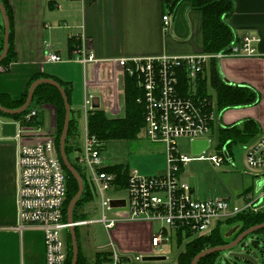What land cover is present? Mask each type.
I'll return each mask as SVG.
<instances>
[{"label": "crops", "instance_id": "0c3cea01", "mask_svg": "<svg viewBox=\"0 0 264 264\" xmlns=\"http://www.w3.org/2000/svg\"><path fill=\"white\" fill-rule=\"evenodd\" d=\"M9 2L14 16L16 59L8 66H0V93L9 94L13 99L22 96L31 78L46 74L71 86V108L75 111H82L75 108L76 93H81L83 100L87 95L99 97L100 108L107 117L120 118L125 112V76L117 60L164 54L188 56L204 52L203 14L186 0ZM232 2L234 12L227 22L237 38L245 35H257L260 38L254 43L256 54L226 56L214 62L210 60L205 66L203 76L210 78L214 69L229 84L255 89L261 97L257 105L223 110L219 123L221 127L253 119L259 124L262 135L264 0ZM165 14L171 18L168 28L163 22ZM81 44H88L94 50L97 62L84 65L73 58V49ZM50 52L60 55L63 60L48 61L47 54ZM192 90L194 92L196 86ZM36 109L42 132L48 131L49 126H55L53 105L44 104ZM48 115L50 125L46 124ZM214 126L213 122V129ZM33 139L32 136L21 134L18 119L0 114V264H46L44 232L36 227H29L23 232L16 229L17 159L21 147L34 142ZM160 147L163 156V147ZM260 172L263 173L255 175L260 179L258 188L251 191L253 194L263 190L264 170ZM98 207L97 199L87 206L90 212L88 218L98 217ZM86 226H100L105 229L100 223L79 227ZM155 230V226L149 222L137 221L120 222L111 231H106L110 235V246L119 257L132 259L134 256L137 260V257L143 258L153 249L152 235ZM68 231H63L65 238ZM79 241L80 234L78 243ZM98 248L101 250L106 247L102 245ZM86 257L94 260L95 255L89 253Z\"/></svg>", "mask_w": 264, "mask_h": 264}, {"label": "built area", "instance_id": "2783aa9c", "mask_svg": "<svg viewBox=\"0 0 264 264\" xmlns=\"http://www.w3.org/2000/svg\"><path fill=\"white\" fill-rule=\"evenodd\" d=\"M163 22L168 28L171 22L168 14L163 16ZM259 40L257 35H245L231 43L229 52H202L188 56L164 54L117 60L124 76H135L143 89L144 94L139 101L145 106V135L152 143L163 147L165 167L161 173L153 175L141 174L138 170L131 169L126 189L116 191V176L104 170L108 166L103 156L104 142L89 132L88 118L94 109L93 97L85 96L81 111L85 126L76 162L96 192L99 205L97 218L74 220L72 224L63 220L67 186L56 147L55 126L42 132L38 123L26 124L39 120L38 110L35 108L23 121H19L21 134L32 136L35 141L24 144L17 159L16 229L23 232L29 227H36L44 232L46 264L66 263L68 250L62 234L71 226L100 223L107 231H111L120 222H149L158 226L152 235V248L160 249L174 240L178 230L205 235L221 221L245 212L264 211V186L261 192L247 193L241 205H232L223 197L195 198L189 183L182 179L183 169L193 160H209L216 166H221L226 161L233 162L226 148L210 157L204 156L205 150L194 158L178 150L181 138L185 137L191 142L207 139L214 122L213 111L209 109L211 103L207 98L196 96V90L192 96L182 94L180 73L186 72L190 80L196 83L211 59L253 56L256 54L254 43ZM72 55L84 65L98 61L88 44L76 46ZM47 60L59 62L63 58L50 52ZM246 158L252 170H264V134L247 146ZM113 199H125L126 204L124 207L114 208L111 206ZM113 258L117 264L119 255L115 251ZM141 259L142 256L137 257V260Z\"/></svg>", "mask_w": 264, "mask_h": 264}, {"label": "trees", "instance_id": "16d2710c", "mask_svg": "<svg viewBox=\"0 0 264 264\" xmlns=\"http://www.w3.org/2000/svg\"><path fill=\"white\" fill-rule=\"evenodd\" d=\"M6 9L10 20V48L8 55L2 61L0 66H8L16 59L15 46H14V16L10 6L9 0H1ZM190 2L191 6L202 12L203 14V36H204V52L214 54L219 52H229L231 43L238 39L233 32L232 28L227 22V19L234 12V4L232 0H186ZM4 45V23L0 14V54ZM216 59H211L215 61ZM205 69V68H204ZM204 71L198 76L196 83H193L188 74L184 71L180 73V90L183 95L192 96V87L196 86V96L207 98L211 105L209 109L213 111V97L209 93L208 87L211 83L212 87L217 93L218 106L220 111L244 106L257 105L260 102V94L253 88L242 85H233L227 83L220 75L212 69L211 77L205 78ZM52 78L49 75H37L31 78L28 83L27 89L19 99H13L9 94L0 93V104L7 108L15 109L24 104L28 96V90L31 84L39 78ZM54 79V78H53ZM210 79V81H209ZM59 81L65 89L71 104V86L68 83ZM195 84V85H194ZM144 92L138 84V79L129 74L125 75V112L123 117L109 118L105 111L101 108L93 109L88 118L89 132L96 135L101 141L108 142L112 140L126 139L129 141L139 138L142 130H145V106L139 101ZM34 104V106H33ZM51 104L55 107V141L59 153L60 137L63 131L66 110L64 100L60 91L49 84L39 85L34 93L33 102L26 111L17 115H9L0 112L1 115L9 116L23 121L25 116L33 109L38 108L40 105ZM78 113V114H77ZM82 113L72 109L71 121L66 141V152L69 160L73 166L81 174L85 189L82 197L75 206L73 217L74 220L86 219L89 217L90 212L87 206L96 201L97 196L94 188L90 184L86 174L76 162V157L72 154L81 149V128L80 120ZM40 124L38 119L26 124ZM261 135V128L259 124L253 119H245L241 123L232 124L220 127V144L219 149L226 148L227 152L232 156L230 146L233 143L249 144L255 141ZM60 157V154H59ZM61 164L64 168L67 184V195L64 201L63 220L67 221V210L70 201L77 194L79 190L78 181L66 168L62 159ZM104 170L116 176L115 189L116 191H123L126 189L131 168L123 165L116 164L106 166ZM184 170V169H183ZM264 223V211L262 212H245L239 214L229 220L219 222L216 227L205 235H199L185 244V250L178 256L177 264H191L193 258L201 251L222 246L230 243L236 239L246 229ZM235 225L237 228L236 234L231 237L225 235V227ZM78 234V227H75ZM253 238V244L257 247L264 242V229L258 230ZM193 236L190 231L178 230L174 236L177 245H182L186 238ZM67 245V260L65 264H71L73 258L72 236L68 231L66 235ZM251 253V251H248ZM219 253L210 254L202 258L198 264H213L215 257ZM113 252H98L94 260L89 259L80 250L79 246V259L77 264H102L114 263ZM131 259L125 256L119 257L117 264H130Z\"/></svg>", "mask_w": 264, "mask_h": 264}, {"label": "rangeland", "instance_id": "374dc122", "mask_svg": "<svg viewBox=\"0 0 264 264\" xmlns=\"http://www.w3.org/2000/svg\"><path fill=\"white\" fill-rule=\"evenodd\" d=\"M210 81V79H209ZM209 93L213 97V114H214V129L213 132L207 135L210 140V146L206 149L204 156L210 157L218 154L220 144V123L221 112L218 106L217 93L209 83ZM75 108L84 107L83 95L76 93ZM34 106V104H33ZM46 124L50 125V116H46ZM81 132L83 134L84 122L81 120ZM51 126L48 127L50 130ZM56 131V129H55ZM142 130L138 139L129 141L126 139L112 140L104 143L103 156L106 159V165L113 166L116 164H123L131 169L138 170L141 174L153 175L161 172L165 167L164 153L159 144L152 143ZM260 137V136H259ZM249 144L233 143L230 146L232 153V160L226 161L221 166L214 165L209 160H193L187 164L182 172V179L191 186L194 197L197 199H205L209 196H217L227 198L232 205H241L245 199V195L252 190L258 188L260 177L255 176L260 171L252 170L250 168L247 158L246 149ZM178 150L194 158L192 152L191 141L187 138H181L178 141ZM78 152L72 154L76 157ZM67 186V184H66ZM155 229L158 226L155 225ZM80 234L79 246L83 255L87 256L89 253L96 255L98 252H113L110 235L105 229L100 226H86L78 228ZM225 235L231 237L237 232L235 225L225 227ZM209 234V233H208ZM63 235V234H62ZM199 234H193L192 237L186 238L185 242L178 246L174 239L159 248H154L149 254L164 255L167 257L163 261L144 262L143 260H136L133 256L130 264H177L178 256L185 250V244ZM254 235L247 236L242 243L232 250L220 252L213 264H252L251 262L236 257L233 254L243 252H256L258 255V264H264V242L259 247L253 244ZM106 248L99 250V246ZM108 247H107V246ZM247 245V246H246Z\"/></svg>", "mask_w": 264, "mask_h": 264}, {"label": "water", "instance_id": "95a60500", "mask_svg": "<svg viewBox=\"0 0 264 264\" xmlns=\"http://www.w3.org/2000/svg\"><path fill=\"white\" fill-rule=\"evenodd\" d=\"M0 14L2 16L3 23H4V45H3V50L0 54V64H1L2 61L8 55L9 48H10V20H9V16L7 13V9L1 0H0ZM41 84H49V85L56 87L60 91V93L63 97V100H64L66 116H65L63 131H62V134L60 137L59 154H60V158L62 159L64 165L71 172V174L76 178V180L78 181V185H79V190H78L77 194L73 197V199L70 201L69 206H68V210H67V221H68V223L72 224L74 222V217H73L74 209H75L76 204L78 203V201L80 200V198L83 195L85 185H84V180H83L81 174L73 166V164L69 160V157H68L67 152H66V141H67V135H68L70 121H71L72 108H71V104L69 101V97H68L65 89L63 88V86L61 85V83L59 81H57L53 78H45V77L39 78L31 84V86L28 90L27 99L22 106L15 108V109H11V108H7V107L3 106L2 104H0V112L5 113V114H9V115H17V114H21L24 111H26L28 108H30V106L33 102L34 93H35L36 88ZM100 105H101L100 104V98L99 97H93V99H92L93 108L99 109ZM209 145H210L209 139L192 141L191 142L192 152L194 155H199V154L203 153L206 149H208ZM125 204H126L125 199H113L111 201V206L114 208L124 207ZM261 229H264V223L259 224V225H255V226H252V227L246 229L236 239H234L233 241H231L228 244L205 249V250L201 251L200 253H198L193 258L191 264H198V262L202 258H204L210 254L220 253V252L227 251V250H232L236 246H238L240 243H242L243 240L247 236H249L250 234H253L256 231L261 230ZM69 231H70V234L72 236V248H73V258H72L71 264H77L78 259H79V243H78L77 232H76L75 227H73V226H71L69 228ZM233 255L236 257L243 258V259L251 262L252 264H258V261H257L258 255L256 252L235 253ZM166 259H167V257L164 255H153V254L145 255L142 258V260L144 262L163 261ZM102 264H115V263H102Z\"/></svg>", "mask_w": 264, "mask_h": 264}]
</instances>
